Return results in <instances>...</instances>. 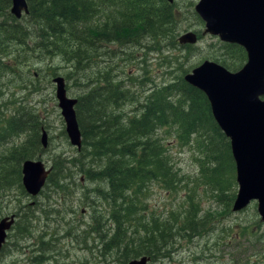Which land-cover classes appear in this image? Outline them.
<instances>
[{"label": "trees", "instance_id": "1", "mask_svg": "<svg viewBox=\"0 0 264 264\" xmlns=\"http://www.w3.org/2000/svg\"><path fill=\"white\" fill-rule=\"evenodd\" d=\"M176 1L179 0L172 3L164 0H25L27 14L15 19L9 14V0H0V57H13L7 62L22 63L32 55L37 60L59 58L70 72L86 73L90 68L97 70V65L103 64L102 56L106 57L104 64L109 68L101 67L102 71L93 74L91 88L74 105L80 132L77 157L52 162L39 197L48 201V196H44L47 190L53 189L56 194L73 186L74 173L89 183H96L90 191L91 197L93 194L94 200L105 202L102 204L105 220L101 233L97 234L109 250H116L118 245L122 247L118 257L121 264L141 256L152 263L164 258L163 251L172 245L171 236L159 230L158 217L147 216L143 203L149 185L157 184L175 194L182 182L178 170L169 161L167 139L178 148L193 149L191 156H195L197 180L211 188L225 211H230L235 195L224 193L225 188L234 186V167L228 142L214 123L205 97L183 81V75L188 72L183 67L185 61L178 63L176 57L167 59L163 55L175 48L187 53L192 49V45L176 42L179 20L176 13H192L193 1L183 0L182 6ZM196 35L197 39L201 38L200 33ZM217 42L216 53L213 52L216 48L210 47L213 54L209 60L227 71L238 70L245 61L243 50L237 45ZM109 47H115L116 53ZM126 49L141 50L142 66L139 75L126 76L122 82L111 75L107 59L124 63ZM147 54L162 56L168 81L154 84L150 79L144 67ZM133 59L126 54V64ZM1 68L11 70L6 66ZM129 105L133 108L123 112ZM37 125L33 116L22 109L8 117L0 113V144L26 135L20 144L0 151V211L1 205L7 204L13 195L26 196L20 184V172L22 162L32 160L34 152L39 151ZM32 144L35 148L28 153L26 147ZM64 163L68 167L75 164L77 172L70 173L69 168L63 167ZM65 180L69 182L64 183ZM82 197L85 199L82 206L85 202L94 203L88 201L85 193ZM191 202L187 197L185 203ZM39 203L34 201L33 206L18 207L14 217L19 221L13 225L16 232L21 231L23 235L24 227H30L31 222L38 224L40 216L46 220L44 224H48L51 215L59 218L58 211ZM188 210L183 218L173 219L169 231L174 226L187 238L204 234L211 221L207 217L196 218L197 211L192 207ZM173 215L168 213L170 217ZM92 220L97 223L100 216ZM88 228L87 234L94 230L91 224ZM103 229L108 230L102 233ZM167 234H170L168 230ZM118 240L121 243L115 248ZM33 260L40 261L38 257Z\"/></svg>", "mask_w": 264, "mask_h": 264}, {"label": "rangeland", "instance_id": "2", "mask_svg": "<svg viewBox=\"0 0 264 264\" xmlns=\"http://www.w3.org/2000/svg\"><path fill=\"white\" fill-rule=\"evenodd\" d=\"M192 1L194 6L197 0ZM177 2L180 6L184 4L183 0ZM193 6L191 8L192 13H176L179 15L176 17L179 19L177 36L187 31L195 34L201 33L203 24L193 13ZM217 41L216 38L205 35L197 39L188 53L186 50L175 48L163 52V55L167 59L176 57L178 63L185 61L183 67L188 68L189 72L204 60L211 61L209 60L210 56L213 52H217ZM210 47L216 48V50L212 52ZM109 50L116 53L115 47H109ZM11 53L14 54V52ZM126 54L129 58L134 57L132 62L130 61L128 64L125 62ZM123 56L124 63L118 62L117 59H107V65H111V75L116 76V79L122 82L126 80V76L134 78L139 75V68L142 66L140 63L141 50L126 49ZM159 56L147 54L146 61H144V67L148 70L149 77L154 84L170 79L164 75L165 62H162V56L157 59ZM34 58L36 56L32 55L22 63H15L14 61L7 62L13 60L12 56L0 57V71L2 72L0 74V113L3 114V117H8L13 111L22 109L30 117L33 116L35 122L38 123V136L40 137V129H43L46 134V145L44 148L38 145L39 151L34 152L33 155L35 156L32 157V160H40L46 167L50 168L54 160L69 161L77 157L78 154L68 144L65 136L63 121L54 98V85L51 83V78L62 77L67 97L78 98L91 88L93 74L97 70L102 71L101 67H109L104 64L105 55L101 58L103 64H98L97 70L90 68L88 72H80L81 74L70 72L71 70H68L66 64L59 58L52 60L50 58L43 60ZM97 60L101 61L100 59ZM2 66L11 70H4L1 68ZM69 72L70 75L66 77L65 75ZM132 108L133 106L129 105L123 112H129ZM25 137L26 135H20L11 138L8 144L1 143V153L11 146L20 144ZM39 137L37 138L38 141ZM165 143L167 144L169 161L178 170L182 182L177 187L175 194L171 191H165L157 184H151L147 187L143 201L145 213L149 217L150 214H153V217H158L156 221L159 224V230H164V235L171 236L173 240L172 245H167L163 251L164 258L147 264H264V225L259 221L256 214L255 203H250L238 213L225 211L222 201L215 199L214 193L210 191L211 188L200 184L197 180V164L194 162L195 156H191L193 149L191 147L189 149L178 148L170 142V139H167ZM34 148L35 145L33 144L26 147L28 153L32 152ZM74 165L68 167L69 165L64 163L63 167L69 168V172L73 174V172H77ZM229 171L230 166L228 173H230ZM232 181L234 182L233 171ZM68 182L65 180L64 183ZM72 182L73 186L70 185L67 189L69 192L66 190L67 187L63 191L56 192L57 195L53 189L47 190L44 196H48V201H45L44 197H39L40 194L36 197H21L15 194L7 204L1 205L0 218L16 214L20 205L33 206L34 201L36 203L41 202L40 205L47 204L54 211H58L59 218L51 215L48 224L45 225L43 222L46 220L40 216L38 224L31 222L30 227H24L23 235L21 231H17L18 233L14 231L4 247L5 254L0 253L2 261L0 264H31V259L38 257L39 260H44L48 258L49 254L56 256L54 259H56L57 264H121L118 257H120L122 247L117 246L121 240L116 241L114 246L115 248L117 246V251L109 250L107 244L102 242L100 235L97 234L98 232L101 233L100 227L105 220L102 205L105 202L94 200L93 194L91 197L90 191L96 183L85 181L78 173L73 174ZM185 184H187L186 187ZM100 187L105 188L103 184ZM235 191V182L234 186L231 184L224 189V193L228 195L232 192L235 193ZM84 193L88 201H94V203L85 202L82 206V201H85L82 197ZM188 193L190 194L187 195ZM187 197L192 199L189 204L185 203ZM191 207L197 211L196 218H209L211 222L206 228L207 231L202 235H194L190 238H187L183 231L174 229V226L172 231H169L173 219L178 216L183 218ZM170 212L172 215L174 213L172 217L168 216ZM99 216L100 223L92 220V218ZM18 221L16 218L15 222ZM145 221L147 222L148 219ZM89 224L93 226L94 230L87 234ZM107 230L103 229L102 233ZM167 230L170 234H167ZM41 240H44L45 247L48 249L43 254L37 253ZM32 241H35L36 245L30 250L27 246H30ZM44 264L52 263L46 262Z\"/></svg>", "mask_w": 264, "mask_h": 264}, {"label": "water", "instance_id": "3", "mask_svg": "<svg viewBox=\"0 0 264 264\" xmlns=\"http://www.w3.org/2000/svg\"><path fill=\"white\" fill-rule=\"evenodd\" d=\"M172 3V0H164ZM9 14L19 19L27 14L25 0H9ZM193 12L203 24L200 36L240 47L245 54L242 66L230 72L219 64L204 60L183 75V81L205 97L211 117L228 142L234 167L236 191L232 213L255 203L264 225V0H197ZM178 45H194L197 35L187 31L177 36ZM54 98L63 121L68 144L80 148V132L75 117L76 100L67 97L64 80L51 79ZM39 144L46 145L40 129ZM20 184L26 196H34L49 172L40 160H24ZM30 197V196H28ZM10 214L0 219V248L15 222ZM141 256L125 264H147Z\"/></svg>", "mask_w": 264, "mask_h": 264}, {"label": "flooded vegetation", "instance_id": "4", "mask_svg": "<svg viewBox=\"0 0 264 264\" xmlns=\"http://www.w3.org/2000/svg\"><path fill=\"white\" fill-rule=\"evenodd\" d=\"M53 78V77H52ZM51 78V79H52ZM76 100H77V98H75ZM236 186V185H235ZM242 211V210H241ZM241 211H239V212H241ZM231 212V211H230ZM236 213H238V212H236ZM1 219V218H0ZM14 225V224H13ZM13 225H11V227H10V229L8 230V232H7V234H6V239H5V242H4V244L2 245V247H1V249H0V253H5V249H4V247L6 246V244L8 243V240H9V238H10V236L12 235V233L15 231L12 227H13ZM45 225H47V224H45ZM11 232V233H10ZM45 236V235H44ZM41 244H40V246H39V250L40 251H43V253H44V251H46V250H48L46 247H45V243H44V240H41V242H40ZM35 245H36V243H35V241H32V243H31V245L30 246H27V248H30V250L31 249H33V247H35ZM16 249H18V247H16ZM15 250V249H14ZM19 250V249H18ZM39 250H37V253H40V251ZM11 251H13V250H11ZM10 251V252H11ZM52 252H54V251H52ZM43 253H40V254H43ZM54 257H56V256H54V255H48V258L47 259H44V260H40L39 262H37V261H35V260H33V261H31V264H44V263H46V262H51L52 264H57V262H56V259H54ZM0 261H1V258H0ZM2 262V261H1Z\"/></svg>", "mask_w": 264, "mask_h": 264}, {"label": "bare ground", "instance_id": "5", "mask_svg": "<svg viewBox=\"0 0 264 264\" xmlns=\"http://www.w3.org/2000/svg\"><path fill=\"white\" fill-rule=\"evenodd\" d=\"M25 54V53H24ZM72 99H75V98H72ZM76 100V99H75ZM76 103H77V100H76ZM76 105V104H75ZM42 162V161H41ZM23 164V163H22ZM43 164V163H42ZM44 165V164H43ZM44 167H45V169H48L49 170V172H48V174H47V176L49 175V173H50V168H48V167H46L45 165H44ZM83 170V169H82ZM47 176H46V178H47ZM46 178H45V180H46ZM44 183H45V181H43ZM43 186H44V184H42V186L40 187V189L38 190V192L34 195V196H31V195H28V196H30V197H36V196H38L39 195V193L41 192V190H42V188H43ZM10 229V228H9ZM8 229V230H9ZM8 232V231H7ZM7 234V233H6ZM6 239V238H5ZM1 249V248H0ZM8 251V250H7ZM6 252V251H5ZM5 254V253H4Z\"/></svg>", "mask_w": 264, "mask_h": 264}]
</instances>
